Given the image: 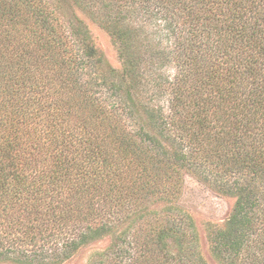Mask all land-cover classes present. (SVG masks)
<instances>
[{"label":"trees","instance_id":"obj_1","mask_svg":"<svg viewBox=\"0 0 264 264\" xmlns=\"http://www.w3.org/2000/svg\"><path fill=\"white\" fill-rule=\"evenodd\" d=\"M186 173L235 198L218 264H264V0H0V262L209 264Z\"/></svg>","mask_w":264,"mask_h":264},{"label":"rangeland","instance_id":"obj_2","mask_svg":"<svg viewBox=\"0 0 264 264\" xmlns=\"http://www.w3.org/2000/svg\"><path fill=\"white\" fill-rule=\"evenodd\" d=\"M94 44L103 52L110 65L120 69L121 62L118 58L116 46L112 43L109 34L97 23L86 19ZM174 70L172 69V74ZM174 204L178 205L184 212L189 213L194 219L198 234L200 250L209 264H218L210 251L207 239L208 226L216 224L223 226L234 207L235 198L223 195L215 189L197 179L195 176L186 173L180 192L173 197ZM165 205L159 203L154 208ZM119 232V231H117ZM111 237L107 236L102 240L95 241L78 250L71 258L59 264H87L92 253L106 248L111 243ZM126 246V244L124 245ZM0 264H19L15 262H0Z\"/></svg>","mask_w":264,"mask_h":264}]
</instances>
